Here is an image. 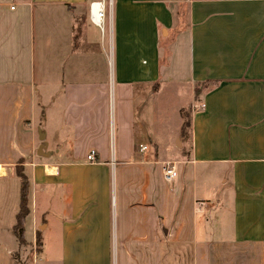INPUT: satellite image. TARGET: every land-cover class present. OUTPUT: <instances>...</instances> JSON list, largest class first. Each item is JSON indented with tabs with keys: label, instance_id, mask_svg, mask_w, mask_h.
Returning a JSON list of instances; mask_svg holds the SVG:
<instances>
[{
	"label": "crops",
	"instance_id": "1",
	"mask_svg": "<svg viewBox=\"0 0 264 264\" xmlns=\"http://www.w3.org/2000/svg\"><path fill=\"white\" fill-rule=\"evenodd\" d=\"M96 1L0 0V264L18 169L24 239L49 264H179L177 246L264 264V0H112L104 32ZM162 84L190 97L168 158L147 114Z\"/></svg>",
	"mask_w": 264,
	"mask_h": 264
},
{
	"label": "rangeland",
	"instance_id": "2",
	"mask_svg": "<svg viewBox=\"0 0 264 264\" xmlns=\"http://www.w3.org/2000/svg\"><path fill=\"white\" fill-rule=\"evenodd\" d=\"M107 2L112 3V0H107ZM112 8L113 3L108 11L109 16H111ZM171 87L172 86L167 84L161 85V89L156 91L153 95L152 103L147 112L149 130H151L152 136H155L154 139L158 144V149H160L159 156L161 158L170 157L169 155L171 151L169 150V146H172V140L174 136L179 133L183 121L185 119H189L187 118L188 116L186 117V115H183L182 113L184 108L188 107L187 102L190 101V97L188 96L187 98L188 93H186V89L181 86H177V89H175L174 86L172 88ZM193 102H195L193 105L196 103L204 104L199 101L198 97L194 99ZM193 105H190L189 110H185V114L189 115V112L192 111L191 107ZM178 146L181 147L180 142ZM149 152L154 154V147H151ZM38 238L39 237L37 235L35 246L30 247L27 243L24 245L19 243L17 250H15L14 254L11 256L13 260H15V264H49L47 263L46 258L48 255L47 252H39L40 240ZM174 252L176 253V262L179 264H189L190 250L188 247L177 246L175 248H169V254Z\"/></svg>",
	"mask_w": 264,
	"mask_h": 264
},
{
	"label": "built area",
	"instance_id": "3",
	"mask_svg": "<svg viewBox=\"0 0 264 264\" xmlns=\"http://www.w3.org/2000/svg\"><path fill=\"white\" fill-rule=\"evenodd\" d=\"M112 3H108L107 0H100L90 4L89 8V19L91 23L97 26L102 32L106 30L107 21H109L110 16L108 15V11ZM205 109L204 104H194L192 110L194 112L202 111ZM141 151H146L147 146H140ZM96 153L92 151L87 159L89 161H95ZM176 163H167L163 167V175L165 180L168 183H172L175 179L178 178L179 173L176 169Z\"/></svg>",
	"mask_w": 264,
	"mask_h": 264
},
{
	"label": "trees",
	"instance_id": "4",
	"mask_svg": "<svg viewBox=\"0 0 264 264\" xmlns=\"http://www.w3.org/2000/svg\"><path fill=\"white\" fill-rule=\"evenodd\" d=\"M188 127H189V123L187 122L185 123V126L183 128V133ZM18 176L21 179V197H20L19 213L17 215V223L14 227V231L18 242L24 245L26 243L24 239V225H25V220L29 214V208H28L29 180L24 175V172L21 169H18Z\"/></svg>",
	"mask_w": 264,
	"mask_h": 264
}]
</instances>
